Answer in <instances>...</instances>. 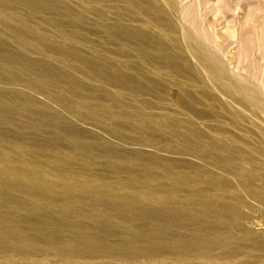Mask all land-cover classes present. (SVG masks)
<instances>
[{
  "label": "rangeland",
  "instance_id": "obj_1",
  "mask_svg": "<svg viewBox=\"0 0 264 264\" xmlns=\"http://www.w3.org/2000/svg\"><path fill=\"white\" fill-rule=\"evenodd\" d=\"M21 4L0 0V39L56 67L0 64V167L67 189L96 249L6 239L0 264H264V0ZM17 195L0 185V217Z\"/></svg>",
  "mask_w": 264,
  "mask_h": 264
},
{
  "label": "bare ground",
  "instance_id": "obj_2",
  "mask_svg": "<svg viewBox=\"0 0 264 264\" xmlns=\"http://www.w3.org/2000/svg\"><path fill=\"white\" fill-rule=\"evenodd\" d=\"M21 1L23 3L21 5L27 6V8H34V7L38 6L37 8H39V10L44 15H48V14L50 15L51 11H54L53 13H55V10L59 9V4H47V2L50 0H43L44 1L43 4H34L33 0H21ZM15 29H16V27H15ZM13 39H15V38H13ZM25 42H27V41L23 40L22 45H20V47H22V48L23 47H27V48L35 47L36 49L41 50V48L39 46H36V45L31 46V45H33V43H29V42L25 43ZM12 44L13 43H10L5 39H0V64H2L3 66L5 65L6 69H9L8 70L9 72L11 71L13 74L18 75L17 73H19L20 71L25 70V69L28 70L33 65H34V67H36L35 69H40L43 72H46V71L50 72L49 70H52L56 67L55 65L50 64L48 61L47 62L45 60L39 61L37 59L35 61L33 59V57H31V56H28L26 54L24 55L23 53H18L16 51L13 52L16 48H15V45H12ZM44 47H42V49ZM11 49L13 51H10ZM59 50H60L59 53H62V54L68 53V52H66L67 50L64 47L59 48ZM22 55L25 56V59L22 57ZM69 55H70V53H69ZM27 57H30V58L27 59ZM17 65H18L17 68H19L18 71L16 70L17 68H15ZM49 66L51 68H46ZM99 69L101 70V68H99ZM62 74H64L62 71L54 70V71H51V73H49L48 78L53 79L57 76H60V78L58 79L60 81L63 80V78H68L67 75H62ZM8 75L9 74H7L6 76H8ZM18 77H19V75H18ZM10 78H13V76L11 75ZM10 78H8V79H10ZM12 80H14V78ZM12 80L9 82L12 83L13 82ZM19 93H20V91H19ZM10 106L12 107L11 104H10ZM48 110H50V109H48ZM0 111H6L7 112L9 110L7 107L0 105ZM10 111H12V110H10ZM10 126L15 127L13 124H11ZM47 126H49V125H47ZM23 129H25V128H23ZM51 130H54V129H51ZM11 136H12V134H11ZM29 137H32V136H29ZM3 161H5V159ZM14 167H12V168H14ZM16 168H18V167H16ZM16 168H14V170L9 171L7 169L0 167V185L3 184V187L12 185L13 191L15 193H17L18 195H22L21 197L22 198L24 197V199H25V202H23V201L20 202V199H19V201L11 202L10 205H6V207H4L7 211V213H9V214H7L6 216L0 217V243H1L0 245H2V242H4L6 239H8L10 241V245L13 246L14 248H28V247L32 248L34 246H39L41 244L42 245L44 244V245H47L49 247H53V249L59 251V253L61 255H70V256L71 255L77 256L83 252V250L79 247L80 244H89L91 246H88V247L96 249V245L90 244V242H86L83 239L85 237H83V236L79 237V235L77 236L76 231L74 230V221H72L71 223L68 221V220H70L69 217L74 215V207L71 206V203L74 204V196H69V192H67L68 191L67 189L53 188L55 186H53L50 189H47L45 192L41 189V185H43L42 181L45 179L42 178V176L40 174H38L36 169H28L27 172L25 171L24 173H22V172H19V170H17ZM21 169L22 168H20V170ZM20 180H21V183H19ZM41 192L45 193L44 196H48V198L51 199L52 202H51L50 206L55 208V210L58 213V215H56V217H52L51 214H49V213H48L50 216L49 218H45L42 216L43 213H41V212H43L44 208H43V201H41L39 198V195ZM17 198H19V197H17ZM27 203H28V205H25ZM91 208H92L91 210L94 209L93 206H91ZM95 210L99 214L103 213L102 212L103 210L102 211L98 210V209H95ZM121 210L122 209H120V211ZM19 211H25L26 212L25 216H21L20 218L16 217V215ZM87 213H89V212H87ZM2 214H4V213H2ZM102 216H105V215H102ZM165 216H168V215H165ZM57 220H61L62 223H57ZM162 223H164V225L171 224L170 223V217L169 218L168 217L163 218ZM104 234H106V233H104ZM104 241H107V239L104 238L103 242ZM62 243H64L66 246H60ZM105 243H108V242H105ZM116 245L118 247H120L119 244H116ZM132 245H135V244H132ZM133 248H135V246H133ZM20 251L21 250H19V252ZM42 251H44V249Z\"/></svg>",
  "mask_w": 264,
  "mask_h": 264
}]
</instances>
